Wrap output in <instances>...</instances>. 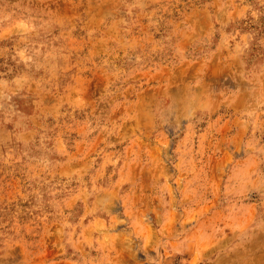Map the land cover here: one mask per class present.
Listing matches in <instances>:
<instances>
[{
  "label": "rangeland",
  "instance_id": "obj_1",
  "mask_svg": "<svg viewBox=\"0 0 264 264\" xmlns=\"http://www.w3.org/2000/svg\"><path fill=\"white\" fill-rule=\"evenodd\" d=\"M114 256L264 264V0H0V264Z\"/></svg>",
  "mask_w": 264,
  "mask_h": 264
},
{
  "label": "crops",
  "instance_id": "obj_2",
  "mask_svg": "<svg viewBox=\"0 0 264 264\" xmlns=\"http://www.w3.org/2000/svg\"><path fill=\"white\" fill-rule=\"evenodd\" d=\"M116 258H117V257L114 256V257H113V260H112L111 262H112V263H115V264H116V263H119V264H120V263H121V262H120L121 260H120V259H119V260H116ZM126 262H127V264H132V263H133V260H132V259H129V260H127Z\"/></svg>",
  "mask_w": 264,
  "mask_h": 264
}]
</instances>
